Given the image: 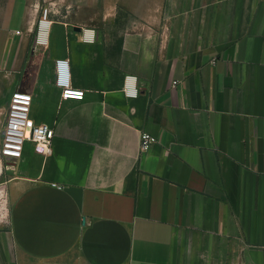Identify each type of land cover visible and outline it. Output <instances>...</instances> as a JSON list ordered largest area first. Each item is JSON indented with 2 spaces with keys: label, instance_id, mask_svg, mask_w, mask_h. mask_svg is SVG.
<instances>
[{
  "label": "crops",
  "instance_id": "1",
  "mask_svg": "<svg viewBox=\"0 0 264 264\" xmlns=\"http://www.w3.org/2000/svg\"><path fill=\"white\" fill-rule=\"evenodd\" d=\"M18 88L53 149L10 166L0 264H264V0H0Z\"/></svg>",
  "mask_w": 264,
  "mask_h": 264
},
{
  "label": "built area",
  "instance_id": "2",
  "mask_svg": "<svg viewBox=\"0 0 264 264\" xmlns=\"http://www.w3.org/2000/svg\"><path fill=\"white\" fill-rule=\"evenodd\" d=\"M40 25H47V9L43 10ZM54 82L60 88L62 99L84 98V90L74 87L70 77L69 60L57 59L55 63ZM124 92L128 97L138 94L132 78H127ZM32 94L24 89H16L11 93L1 129L0 155L16 161L22 157L24 147L31 143L34 150L43 155L52 153L54 128L46 123H34L30 118ZM156 141V137L148 132L140 133V149L145 150Z\"/></svg>",
  "mask_w": 264,
  "mask_h": 264
},
{
  "label": "rangeland",
  "instance_id": "3",
  "mask_svg": "<svg viewBox=\"0 0 264 264\" xmlns=\"http://www.w3.org/2000/svg\"><path fill=\"white\" fill-rule=\"evenodd\" d=\"M6 105L0 108V142L1 129L5 120ZM14 162L0 155V233H7L9 229L11 196L9 193V180L13 176Z\"/></svg>",
  "mask_w": 264,
  "mask_h": 264
},
{
  "label": "water",
  "instance_id": "4",
  "mask_svg": "<svg viewBox=\"0 0 264 264\" xmlns=\"http://www.w3.org/2000/svg\"><path fill=\"white\" fill-rule=\"evenodd\" d=\"M75 30L80 31V27H75Z\"/></svg>",
  "mask_w": 264,
  "mask_h": 264
},
{
  "label": "bare ground",
  "instance_id": "5",
  "mask_svg": "<svg viewBox=\"0 0 264 264\" xmlns=\"http://www.w3.org/2000/svg\"><path fill=\"white\" fill-rule=\"evenodd\" d=\"M43 29L45 30V25H43Z\"/></svg>",
  "mask_w": 264,
  "mask_h": 264
}]
</instances>
